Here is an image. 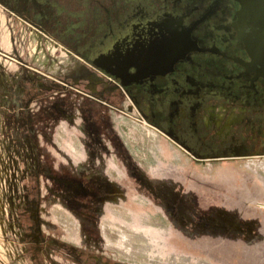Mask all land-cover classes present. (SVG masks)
Masks as SVG:
<instances>
[{
  "label": "rangeland",
  "instance_id": "1",
  "mask_svg": "<svg viewBox=\"0 0 264 264\" xmlns=\"http://www.w3.org/2000/svg\"><path fill=\"white\" fill-rule=\"evenodd\" d=\"M4 1L0 264H264V156L190 158L76 52L164 0Z\"/></svg>",
  "mask_w": 264,
  "mask_h": 264
},
{
  "label": "flooded vegetation",
  "instance_id": "2",
  "mask_svg": "<svg viewBox=\"0 0 264 264\" xmlns=\"http://www.w3.org/2000/svg\"><path fill=\"white\" fill-rule=\"evenodd\" d=\"M76 52L190 158L264 154V0H164Z\"/></svg>",
  "mask_w": 264,
  "mask_h": 264
},
{
  "label": "water",
  "instance_id": "3",
  "mask_svg": "<svg viewBox=\"0 0 264 264\" xmlns=\"http://www.w3.org/2000/svg\"><path fill=\"white\" fill-rule=\"evenodd\" d=\"M171 45L174 47V50L171 52V55H172V61H176V60H178L179 58H181V57H183V56H185L186 55V53H187V49H185V48H183L182 47V42H181V40L178 38V37H175V38H173V39H171ZM66 52L68 53V54H72V51H70V50H66ZM95 64H96V66H98V67H101V68H103V69H106V67L105 66H103L100 62H95ZM155 71H158V70H155ZM264 156V154H259V155H256L255 157H263ZM239 157H244V156H239ZM255 157H251V158H255ZM212 159H217V158H196V160H198V161H202V162H205V161H210V160H212Z\"/></svg>",
  "mask_w": 264,
  "mask_h": 264
},
{
  "label": "crops",
  "instance_id": "4",
  "mask_svg": "<svg viewBox=\"0 0 264 264\" xmlns=\"http://www.w3.org/2000/svg\"><path fill=\"white\" fill-rule=\"evenodd\" d=\"M212 192H215L214 191V189H210V190H205V191H203V194L205 193H208L206 196L205 195H202L203 197L205 196L207 199H210V200H212V201H210V204H212L216 199H217V197H216V195H214ZM202 193V192H201Z\"/></svg>",
  "mask_w": 264,
  "mask_h": 264
},
{
  "label": "trees",
  "instance_id": "5",
  "mask_svg": "<svg viewBox=\"0 0 264 264\" xmlns=\"http://www.w3.org/2000/svg\"><path fill=\"white\" fill-rule=\"evenodd\" d=\"M1 2L5 3L7 6H11L8 3H6L4 0H0ZM15 10V9H14ZM21 13V12H20ZM23 14V13H22Z\"/></svg>",
  "mask_w": 264,
  "mask_h": 264
},
{
  "label": "bare ground",
  "instance_id": "6",
  "mask_svg": "<svg viewBox=\"0 0 264 264\" xmlns=\"http://www.w3.org/2000/svg\"><path fill=\"white\" fill-rule=\"evenodd\" d=\"M258 164H260V163H258ZM261 167V166H260ZM264 167V166H263Z\"/></svg>",
  "mask_w": 264,
  "mask_h": 264
}]
</instances>
